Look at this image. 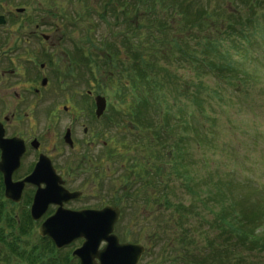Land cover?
Returning a JSON list of instances; mask_svg holds the SVG:
<instances>
[{
  "label": "trees",
  "instance_id": "trees-1",
  "mask_svg": "<svg viewBox=\"0 0 264 264\" xmlns=\"http://www.w3.org/2000/svg\"><path fill=\"white\" fill-rule=\"evenodd\" d=\"M238 1L244 15L231 20L220 18V9L201 10L197 0L192 12L181 6L176 10V0H148L142 15L132 10L129 16V49L113 50L114 67L121 69L126 81L125 89L119 86L124 89L121 101L126 94L131 100L129 125L120 126L114 139L116 171L123 187L145 189L138 194L154 197L161 188L162 225L179 228L180 233L173 241L178 247L166 256L173 264H264V197L257 201L263 192L253 187L238 195L241 200L233 198L231 188L238 173L221 177L218 159L210 156L221 136L213 107L216 101L223 106L226 97L223 88L207 83V76L217 73L229 85H245L249 76L222 44L230 36H242L243 43L234 52L242 59L250 45L245 32L264 35V13L258 15L264 0ZM198 152L200 159L195 157ZM201 170L205 175L199 174ZM176 192L179 199L174 203L171 196ZM197 231L202 232L203 244L195 236ZM19 253L29 264H43L51 256L46 247ZM255 255L262 261H254Z\"/></svg>",
  "mask_w": 264,
  "mask_h": 264
},
{
  "label": "flooded vegetation",
  "instance_id": "flooded-vegetation-1",
  "mask_svg": "<svg viewBox=\"0 0 264 264\" xmlns=\"http://www.w3.org/2000/svg\"><path fill=\"white\" fill-rule=\"evenodd\" d=\"M132 1L0 0V264L48 242L39 229L60 209L121 203L102 152L113 138L105 88L114 74L100 86L98 66L99 51L129 47L108 36L116 23L128 32Z\"/></svg>",
  "mask_w": 264,
  "mask_h": 264
},
{
  "label": "rangeland",
  "instance_id": "rangeland-1",
  "mask_svg": "<svg viewBox=\"0 0 264 264\" xmlns=\"http://www.w3.org/2000/svg\"><path fill=\"white\" fill-rule=\"evenodd\" d=\"M13 1L11 0L9 5H12ZM13 5H17V3L14 2ZM229 6L233 9L235 7L234 4ZM259 59L262 60L264 66V56H260ZM259 68V65L254 64L249 70L251 76L254 71H258L256 72L258 80L256 83L250 79L248 83L250 94L247 97H237L234 105L225 106L226 112L223 111L224 108L219 101H216L213 110L219 116V129L224 133L223 137L218 140L223 147L224 154L221 153L219 147H216V150L210 151V156L213 155V160L218 159L216 166L219 168L221 177L225 178L227 173L232 170L239 171L237 172V181L233 182L234 185L231 188L233 198L241 200L242 198L238 195H246L254 187L263 192L262 196L257 199L258 203H261L264 197V67L258 70ZM208 82L213 85L214 78L210 77ZM220 87L223 88L224 93L229 92L228 82H223ZM130 101L128 99L127 103ZM194 149L197 150L196 147ZM205 152L209 154V149L206 148ZM195 157L200 159L201 153H195ZM199 174L205 175V170H201ZM172 199L173 202H177L179 197L175 194ZM135 209L136 206L131 209L126 205V212L116 229L120 240L141 244L146 248V255L140 264H173L172 257L167 259L166 256L173 248L178 247L173 241L180 236V233L176 232L179 228H166L162 225V217L157 224L152 217L147 218ZM163 214L164 210L162 216ZM194 233L199 244H203L202 232ZM215 235L217 236L219 233L215 232ZM81 242L77 241L74 246L79 247ZM259 256L255 255L254 261L261 262L262 258ZM214 258L217 261L215 256Z\"/></svg>",
  "mask_w": 264,
  "mask_h": 264
},
{
  "label": "water",
  "instance_id": "water-1",
  "mask_svg": "<svg viewBox=\"0 0 264 264\" xmlns=\"http://www.w3.org/2000/svg\"><path fill=\"white\" fill-rule=\"evenodd\" d=\"M98 106V114L101 115L105 104L99 102ZM119 215V209L112 208L100 212L58 213L42 227L41 233L50 236L59 247L84 238L83 246L74 253L81 264H139L144 247L120 244L119 238L114 235ZM103 241L107 245L100 250Z\"/></svg>",
  "mask_w": 264,
  "mask_h": 264
}]
</instances>
